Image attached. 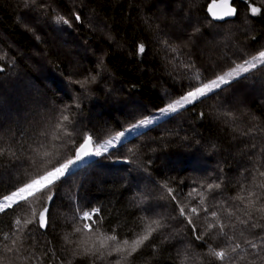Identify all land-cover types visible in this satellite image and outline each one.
Here are the masks:
<instances>
[{
  "label": "trees",
  "instance_id": "1",
  "mask_svg": "<svg viewBox=\"0 0 264 264\" xmlns=\"http://www.w3.org/2000/svg\"><path fill=\"white\" fill-rule=\"evenodd\" d=\"M226 1L235 17L215 20L212 2ZM259 51L264 0H0V204L75 161L87 137L102 146ZM261 173L264 63L0 212V264H264L245 243L264 227ZM45 205L50 227L27 223ZM96 208L102 219L76 232L77 211Z\"/></svg>",
  "mask_w": 264,
  "mask_h": 264
},
{
  "label": "snow or ice",
  "instance_id": "2",
  "mask_svg": "<svg viewBox=\"0 0 264 264\" xmlns=\"http://www.w3.org/2000/svg\"><path fill=\"white\" fill-rule=\"evenodd\" d=\"M234 11V10H233ZM253 13L259 12V9L256 7L252 8ZM233 12H228L227 15H232ZM74 18L76 21H79L81 17L78 14L74 13ZM57 23H60L61 21L66 24L70 25V22L66 20L63 16H58L56 18ZM200 31L199 28H193L192 29V36H194L196 33ZM191 39V36L189 37ZM167 43V41H165ZM138 52L139 53H144L145 52V46L143 44L138 45ZM257 58L261 59V62L264 63V51H259L258 57H253L252 61L245 60V64H250L251 67H255V61ZM243 68V65L240 66ZM247 71V69H244ZM233 71L237 72V75L239 74L238 69H234ZM228 76H232L233 72L230 71L227 73ZM94 79V77H93ZM227 83L225 80V77L223 75L217 76L215 79H212L211 81L207 83H203L199 87H195L193 91H187L186 94L182 95L180 99H176L174 102L169 103L166 107L161 108L159 111L161 114H170V113H175L178 108H183L185 105L192 103L194 100L197 99V97L200 98H206L208 94L213 93L215 89H219L221 84ZM201 116H203V113H200ZM64 120H68L67 116L63 117ZM153 119H159V117H153L150 119H143L140 120L137 125H133L134 128H138L140 126H146L151 123H153ZM129 134H131V130H129ZM125 136L124 132H119L117 133L116 137L114 139L119 140L120 137ZM92 137L89 136L87 139L83 141V143L79 146L77 152H76V160H68L67 163H61L59 167L53 168V170L47 172L44 176L40 177L39 179L32 180L31 183H26L23 187H17L15 191H12L11 194H4L3 195V200L4 203L3 205H0V212H3L4 210L12 207L14 204H16L18 201H23L26 200L27 197L33 195V190L35 189L36 191H43L47 190L48 192H51L52 187L56 184V182L60 181L62 178L67 180V178L70 176V170L69 166L70 165H75L77 161L81 160L82 156L83 157H89L90 153L88 151L89 145L91 144ZM107 144H111L112 140H109L106 142ZM114 154V153H113ZM95 156H100L101 152L96 151L94 154ZM108 158V157H105ZM261 175H264V173H261ZM216 188L219 187L218 184L214 185ZM166 187V186H165ZM213 185H209L208 188L211 189ZM169 194L171 195L172 189H168ZM171 199L174 201L176 198L175 196H171ZM47 201L52 202L53 201V195H48L47 196ZM152 209L145 207L142 209L143 212L147 213L150 212ZM177 210L179 211L181 216L185 215L184 208L182 206H179V202H177ZM206 211V210H205ZM191 212L193 214L199 215L197 212V209L195 207L191 208ZM100 209L96 208L90 211H83L80 212L79 210L77 211V215L75 217L76 221L78 223H81L82 227L81 228H76V232H81V231H92V227L94 224H97V222L102 219V217L99 215ZM211 215L215 216V213H211ZM93 217H95V220H93ZM50 219H51V212L49 209V206L45 205L43 206V210L38 214L36 217L35 221H27V223H35L39 228L42 229H47L50 227ZM187 223L189 225H192V230H193V235L195 236V225L192 224L191 217H186ZM91 222V223H89ZM17 224L20 223V221H16ZM247 223V221L245 222ZM210 228L212 227H219L221 230H223L224 225L219 224V225H210ZM251 227L253 229L257 227H262L261 225H258L255 221H252ZM152 231H155V229H152ZM256 241L253 242L251 240L245 241V243L248 245L249 249L253 250L252 255L253 257H259L261 252H264V227H262V231L259 233H256ZM151 236V231L146 234L137 237L136 239L133 240L131 247V251L135 252L138 247L144 244L145 241L149 240ZM109 240L115 241L116 237L111 236L108 238ZM195 239L201 240L203 239V236H195ZM228 241L231 240L230 237L227 238ZM13 244H15V241H12ZM125 245H128V241L125 240L123 242ZM231 248V254H237V249L240 248L239 244L232 245L229 243L228 245ZM7 247V246H6ZM103 247V245H102ZM121 250H127V249H121L120 247L116 248V251H121ZM8 251H12L11 248H8ZM86 254H92L95 255V253H92L90 249H85ZM131 254V252L129 253ZM220 261H225L226 259L229 261H234L237 258V255H230L226 254L225 251H217L213 253Z\"/></svg>",
  "mask_w": 264,
  "mask_h": 264
},
{
  "label": "rangeland",
  "instance_id": "3",
  "mask_svg": "<svg viewBox=\"0 0 264 264\" xmlns=\"http://www.w3.org/2000/svg\"><path fill=\"white\" fill-rule=\"evenodd\" d=\"M255 57H258V55H256ZM248 61H252V58H251L250 60H248ZM253 62L255 63V67H251L250 64H245V62H244V63H241V64H239V65H237V66H235V68H233V69L231 70V71L233 72V75H232V76H228L227 73H226L225 75H223V76L225 77V80H226L227 82H229V81H231V80H234V79H236V78H238V77L244 75L245 73L251 71L252 69L256 68L257 66L263 64V63L261 62V59H260V58H257V59H256L255 61H253ZM241 65H243V68L240 67ZM245 68L247 69V71L244 70ZM234 69H238V70H239V74H238V75H237V72L233 71ZM222 85H223V84H221L220 86H222ZM198 98H200V97H197V99H198ZM179 99H180V98H179ZM197 99H196V100H197ZM196 100H194V101H196ZM194 101H193V102H194ZM173 102H174V101H173ZM193 102H192V103H193ZM189 104H191V103H189ZM189 104L185 105L184 107L188 106ZM184 107H183V108H184ZM180 109H182V108H178V110H180ZM170 114H172V113H170ZM170 114H161L160 111H159V112H157L156 114L151 115V116L148 117V118H145V119H150V118H153V117H159V119H153V123H151V124H149V125H146V126H140V127H138V128H134L133 125H132V126L128 127L125 131H123V132L125 133V136L120 137L119 140L114 139L116 136H115L113 139H111V140H112V143H111V144L103 143L102 146H100V145H95V143H93V145L95 146V147H94V150H95V152H96V151H100V152H103V153H104L106 148L108 149V148L114 147V146L120 144L121 142H123L127 137H129V136H133V135L138 134V133H140V132H142V131H145L146 129H148L149 127H151L152 125H154L155 123H157V122L161 121L163 118L169 116ZM138 123H139V122L135 123L134 125H137ZM129 130H131V134H129ZM95 152H94V153H95ZM94 156H95V155H93V157H94ZM93 157H91V158H86V157H83V156H82L81 160H79V161L76 162V165L83 164L84 162H87L88 160L92 159ZM72 168H73V165H70V166H69V170L72 169ZM0 205H3V204H0Z\"/></svg>",
  "mask_w": 264,
  "mask_h": 264
},
{
  "label": "water",
  "instance_id": "4",
  "mask_svg": "<svg viewBox=\"0 0 264 264\" xmlns=\"http://www.w3.org/2000/svg\"><path fill=\"white\" fill-rule=\"evenodd\" d=\"M209 12L210 15L217 21H225V20L233 19L235 17V8L231 5L230 1L212 2ZM228 12H233V14L229 16L227 15ZM88 151L90 153V156L86 158H91L93 156L91 154H94L93 141H91Z\"/></svg>",
  "mask_w": 264,
  "mask_h": 264
}]
</instances>
